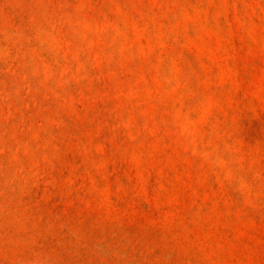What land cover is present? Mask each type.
Returning a JSON list of instances; mask_svg holds the SVG:
<instances>
[{
    "label": "rangeland",
    "instance_id": "374dc122",
    "mask_svg": "<svg viewBox=\"0 0 264 264\" xmlns=\"http://www.w3.org/2000/svg\"><path fill=\"white\" fill-rule=\"evenodd\" d=\"M0 264H264V0H0Z\"/></svg>",
    "mask_w": 264,
    "mask_h": 264
}]
</instances>
